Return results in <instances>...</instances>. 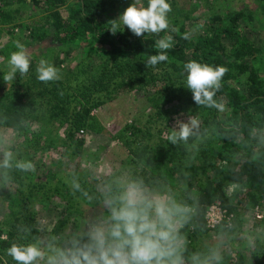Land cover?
<instances>
[{
  "label": "trees",
  "instance_id": "trees-1",
  "mask_svg": "<svg viewBox=\"0 0 264 264\" xmlns=\"http://www.w3.org/2000/svg\"><path fill=\"white\" fill-rule=\"evenodd\" d=\"M129 1L0 0V26H7L10 32L18 29L19 35L25 38L24 46L44 41L54 44L49 52L57 69L66 71L63 65L70 55L82 54L78 63L70 71L67 69L70 73L64 79L61 75L64 72H59L57 80L39 81L38 63L31 59L27 75L17 74L9 87L0 81V136L9 133L15 137L13 150L19 159L33 163V153L38 147L54 148L55 152L60 147L64 152L58 156L63 159L58 165L73 164L74 157L84 155L88 139L83 132L96 134L102 129L92 111H102L131 93H147L145 89L150 86L156 90L143 97L145 108L141 113L144 116L148 110V123L164 122L155 134L150 132L154 127L139 128L136 119L130 125L124 124L115 133L114 140L119 139L128 153L118 165L127 166L129 170L135 168L134 172L173 185L185 179L187 173L186 191L199 199V215L192 222L196 230L209 232L204 216L211 204L219 202L232 215V221L229 226L222 225L213 232L221 237L235 235L242 228L240 209L253 220L256 209L264 210V38L254 39L252 28H248L258 23L255 16L260 11L264 14V0L255 12L242 5L236 9L226 8L222 13H217L213 0H205L204 5L213 10L200 19L202 22L195 20L200 22L201 28L192 33L186 21L194 19L179 16L173 0H167L171 1L172 11L168 14L170 26L165 32L136 37L127 26H121L120 32L114 34L109 29L112 21L126 9ZM141 2L147 6V0ZM27 11L34 18L26 23L23 15ZM166 33L174 38V47L167 50L169 61L154 68L146 66L148 56L159 51L155 48L156 40ZM185 34L188 39L184 38ZM80 43L89 53L82 52ZM46 56L43 55L44 60ZM38 57L34 56L39 61ZM190 60L228 69L214 97L224 103V112L197 106L193 101L183 71V65ZM179 111L189 118L199 116L201 119L202 135L190 139L187 145L168 142L172 129L166 119ZM33 123L38 125L36 131L31 129ZM58 131L62 138L57 135L54 138V132ZM36 133L40 137L43 134V140L34 139ZM145 138H150L151 144L141 142ZM38 170L37 166L29 173L14 170L7 183L0 175V187L5 190L0 194V203L7 211L5 221L0 223V264H15L6 250L19 240L20 228H32V235L38 238L52 232L59 234L69 225L74 228L76 217L82 215V204L95 206L78 198L79 194L72 195L67 183L72 173L79 176L82 187L96 191L77 168L48 170L42 173L44 182H40ZM233 182L241 183L245 190L235 201H229L225 190ZM55 196L64 206L60 211L58 206L53 207L57 215L49 233L45 234L35 228L38 212L34 207L47 212ZM254 222L245 230L248 237L253 236L249 239L253 243L249 249L251 263L237 246L230 256L221 250L229 264L261 263L264 217ZM257 229L263 231L261 242L258 235L254 240ZM190 247L197 249L192 243Z\"/></svg>",
  "mask_w": 264,
  "mask_h": 264
},
{
  "label": "clouds",
  "instance_id": "clouds-1",
  "mask_svg": "<svg viewBox=\"0 0 264 264\" xmlns=\"http://www.w3.org/2000/svg\"><path fill=\"white\" fill-rule=\"evenodd\" d=\"M167 0H141L131 3L112 21L110 31L127 29L136 37L159 34L169 29ZM146 34V35H145ZM188 39V34H185ZM16 51L7 59L2 79L11 85L17 74L29 73L31 56L25 46L16 41ZM174 47V38L165 34L157 39L156 54L148 56L146 66L156 67L169 61L167 50ZM186 88L190 90L197 106L225 111V105L214 97L228 69L196 60L183 65ZM37 79L49 82L60 78L59 70L49 61L41 59L36 68ZM199 116L177 121V127L168 135L172 145L188 144L190 139L202 135ZM14 140L0 141V175L5 183L11 181L10 173L35 171V165L19 159ZM185 179L175 185L151 179L132 170L112 171L103 179L96 191L82 187L80 178L72 173L67 181L72 195L95 204L86 214L78 216L75 227L62 233H50L43 238L32 235V228H20L19 240L7 248V255L15 264H223L219 247H190L188 230L199 215L198 196L186 191ZM239 182L230 183L225 195L235 201L243 193Z\"/></svg>",
  "mask_w": 264,
  "mask_h": 264
},
{
  "label": "rangeland",
  "instance_id": "rangeland-1",
  "mask_svg": "<svg viewBox=\"0 0 264 264\" xmlns=\"http://www.w3.org/2000/svg\"><path fill=\"white\" fill-rule=\"evenodd\" d=\"M128 1V0H127ZM131 2V0L129 1ZM171 2V1H170ZM169 2V3H170ZM263 0H213V4H216L217 13H222L226 11V8L230 9H236L242 7V5L248 6V8L251 11H254L256 9H260L262 6ZM173 4L175 6V11L179 16L187 15L193 20L186 21V24L188 28H190L191 33L195 30L198 32L200 31V22L195 21L203 19V16L209 15V12L213 10V8H209L210 6H206L205 0H173ZM214 4V5H215ZM255 12V11H254ZM31 13L27 11L25 15H23V21L29 22L32 18ZM29 16V17H28ZM258 23H254L250 25L248 28L253 31L254 39L264 38V14L260 11L257 16H255ZM201 21V20H200ZM202 22V21H201ZM199 23V24H198ZM197 24V26H196ZM7 26L1 27L0 26V77L3 75V71H6V65H7V59L6 56H9L10 53L16 51V48L14 46L16 41H19L22 43L24 41V37L19 35L18 29H13L11 32L6 28ZM82 52L84 54L89 53V50L85 48L84 44L80 43ZM55 47L54 44L44 41L42 43H35L33 45L25 46L28 53L30 54L31 58L35 60L37 63H39L40 59H43V55L47 54L46 59L53 64V56L50 54L49 50L53 49ZM9 52V53H8ZM63 53V52H62ZM61 53V54H62ZM9 54V55H8ZM43 54V55H42ZM78 54V52H77ZM81 53L78 54V57L76 56V52L70 55L69 60L63 65L66 69V71H62L60 68L59 72H64L61 74L63 76V79L68 77V70L70 71L74 65L78 63V59L81 58ZM34 56H39V61L34 58ZM63 57V56H62ZM97 64L98 61H95ZM94 62H92L91 65H93ZM69 68V69H68ZM68 69V70H67ZM1 82H3L6 86L7 84L0 79ZM9 87V86H7ZM145 90H147V93L144 92H135L131 93L130 95L123 96L121 99H119L116 102H112L111 104L107 105V107L100 111L98 109H94L92 111L93 116H95L97 123L102 128L98 133H88L83 132L82 134L84 137L88 139L86 142V146L84 148V155L82 157H74L73 158V164H69L65 162L61 166H59L58 162H61V159L59 154L62 152V148H57L58 152L54 151V148H45L44 146L40 149L34 150L33 157H34V165L39 168L37 172V176L39 175L41 180L40 182L46 181L44 179V176H42V173L52 170L55 172L57 171H64L65 169L72 170L74 168H77L81 173L85 174L88 179V184L91 186H94L96 189L101 183L103 179H106L107 176L112 171H120V170H129V168L126 166H119L118 163L127 156L128 149L122 145V142L119 139H115V133H118L119 129L124 126V124H132L134 120H138V127L139 128H150L154 127V130L150 128V132L152 134L157 133L158 128H161L162 124L160 123H153L147 122V113L148 110L144 112V116L141 113V111L145 108V101L143 97L145 95H149L154 92L156 89H151V87H147ZM152 97V96H151ZM166 119L168 122V126L171 129H174L177 127V121L187 122L188 116L185 115L183 112L179 111L178 114L170 115ZM108 119V120H107ZM160 125V126H159ZM38 128V125H35L34 123L31 125V129L36 131L35 129ZM35 138L37 140H43L44 135L42 134L40 137V134L36 133L34 134ZM58 136V138H62L61 131H58L57 133L54 132L53 136ZM12 139L14 140L15 137H13L9 133H4L2 136H0V141ZM147 138L141 142L149 143L151 144L152 141H150ZM157 140V139H156ZM15 141V140H14ZM90 155V156H88ZM89 157V160L87 158ZM63 160V159H62ZM130 170L134 171L135 168H130ZM66 173V171H65ZM95 180V181H94ZM39 181V180H38ZM53 181V180H52ZM56 182V181H55ZM5 190L0 187V194L4 192ZM50 206L47 207V212H44L40 209L39 206L34 207L36 210L37 215L35 217V228L38 231H41L49 233V230L51 229V226L55 220V217L57 215V211H54L55 206H58V211L61 210V208L64 206L63 202H60L57 200L56 196L53 198V200L50 201ZM95 206H87L85 204H82V215L86 214L90 209L94 208ZM7 211L5 210L3 204L0 203V223L5 221V215ZM240 223L242 224L241 232L232 234H225L222 237L217 236L215 232H206L204 233L202 230L198 231L196 230L195 226L192 224L188 230V237L191 236L190 242L193 244L194 247L201 248L202 246H208L210 244L215 245L220 248V250L223 251V254L227 253L226 255L230 256L232 253V249H238L241 254H244L246 256V259L250 258L249 255V249H252L253 243H250L249 239L253 238V236L249 235L247 236V233L245 230H248L249 227L255 223L253 220V217L250 216L248 213L242 212L240 209ZM77 218V217H76ZM251 221V222H249ZM76 224V222H75ZM249 224V225H248ZM74 226V225H73ZM75 227V226H74ZM72 229L71 225L65 230L70 231ZM196 230V231H195ZM261 229H257L255 232L254 240L256 235H258L259 242L262 241L261 236L262 234ZM194 233V234H193ZM44 236H41L43 238ZM210 238V240H209ZM233 242V243H231ZM205 244V245H204ZM225 252V253H224ZM238 252V253H239ZM230 254V255H229ZM224 257V255H223ZM231 258V257H229ZM229 264L230 262H227L223 260V264ZM234 262V261H233ZM261 262V263H260ZM249 263H251L249 261ZM260 264H264V255L259 260Z\"/></svg>",
  "mask_w": 264,
  "mask_h": 264
},
{
  "label": "built area",
  "instance_id": "built-area-1",
  "mask_svg": "<svg viewBox=\"0 0 264 264\" xmlns=\"http://www.w3.org/2000/svg\"><path fill=\"white\" fill-rule=\"evenodd\" d=\"M263 214H264V210L261 211L259 209H256L253 212L254 219L258 221L262 220L264 217ZM204 221H205V228L209 232H213L222 225H225V227L229 226L232 221V215L228 214V212L222 208L219 202H215L207 208L204 216Z\"/></svg>",
  "mask_w": 264,
  "mask_h": 264
}]
</instances>
